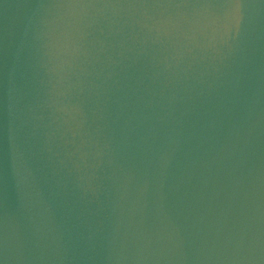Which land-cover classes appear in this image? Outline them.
Returning a JSON list of instances; mask_svg holds the SVG:
<instances>
[{"label": "water", "instance_id": "obj_1", "mask_svg": "<svg viewBox=\"0 0 264 264\" xmlns=\"http://www.w3.org/2000/svg\"><path fill=\"white\" fill-rule=\"evenodd\" d=\"M0 264H264V0H0Z\"/></svg>", "mask_w": 264, "mask_h": 264}]
</instances>
